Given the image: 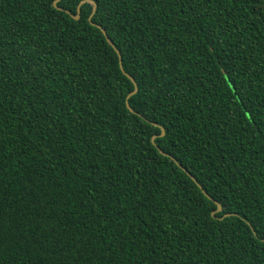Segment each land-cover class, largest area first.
I'll return each mask as SVG.
<instances>
[{
	"label": "trees",
	"instance_id": "trees-1",
	"mask_svg": "<svg viewBox=\"0 0 264 264\" xmlns=\"http://www.w3.org/2000/svg\"><path fill=\"white\" fill-rule=\"evenodd\" d=\"M53 1L0 0V264H264V0Z\"/></svg>",
	"mask_w": 264,
	"mask_h": 264
},
{
	"label": "water",
	"instance_id": "water-1",
	"mask_svg": "<svg viewBox=\"0 0 264 264\" xmlns=\"http://www.w3.org/2000/svg\"><path fill=\"white\" fill-rule=\"evenodd\" d=\"M60 2V0H54L53 1V7L55 8V9H57V10H61L60 8H58L57 7V4ZM85 1H82V2H80V4L78 5V7H77V14L74 16V15H71L69 12H67V14H69L70 15V17L72 18V19H74V20H78L79 19V17H80V15H79V12H80V6L84 3ZM87 2H89V3H91L92 4V6H93V11H92V13H91V15L89 16V18H88V21H89V23H90V25H92V26H95L96 28H98L101 32H102V34H103V36L105 37V39H106V41H107V43L114 49V51L116 52V54L118 55V58H119V67H120V69H121V71L127 76V78L131 81V83L133 84V86H134V90L127 96V98H126V107H127V109L129 110V111H131L132 112V110H131V108L129 107V105H128V98L130 97V96H132V95H134L136 92H137V87H136V83H135V81H134V79L132 78V77H130L129 75H127L125 72H124V70H123V68H122V63H121V57H120V54H119V51L115 48V46H114V44L110 41V39L107 37V35H106V32L101 28V27H99L98 25H95L93 22H91V18L93 17V15H94V13H95V10H96V5L92 2V1H87ZM160 130H161V135L160 136H163L164 135V130H163V128H161L160 127ZM154 140H155V137H152L151 138V141H152V144H155L154 143ZM159 152L161 153V154H163V155H165V156H168V155H166V154H164L161 150H159ZM173 162H175L176 163V161H175V159L173 158V157H170V156H168ZM178 167L183 171V172H185L191 179H192V181L194 182V183H196V180L184 169V168H182L179 164H178ZM196 185L201 189V187L198 185V183H196ZM203 192V191H202ZM203 194L209 199V200H211V198L206 194V193H204L203 192ZM211 201H213V200H211ZM214 202V204L216 205V210L213 212V213H211V216L212 217H214V214H216V213H219V212H221L222 211V206L218 203V202H215V201H213ZM230 215H228V214H226V215H224V217H229Z\"/></svg>",
	"mask_w": 264,
	"mask_h": 264
}]
</instances>
